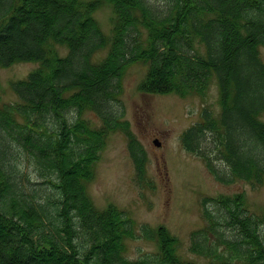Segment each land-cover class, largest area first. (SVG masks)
I'll return each mask as SVG.
<instances>
[{
    "label": "trees",
    "instance_id": "1",
    "mask_svg": "<svg viewBox=\"0 0 264 264\" xmlns=\"http://www.w3.org/2000/svg\"><path fill=\"white\" fill-rule=\"evenodd\" d=\"M104 5L114 10L110 35L94 16ZM261 48L264 0H0V68L38 64L11 83L19 101L0 104V264H197L181 257L166 227L138 228L124 210L97 209L88 185L116 132L127 139L136 179L146 180V152L117 108L128 68L142 64L147 94L204 97L216 78L220 116L204 108L182 147L218 182L262 187ZM18 149L42 178L55 179L57 200L20 178ZM203 205L206 225L192 233L191 254L210 264H264V214L249 210L244 193ZM141 238L158 252L131 259L127 242Z\"/></svg>",
    "mask_w": 264,
    "mask_h": 264
},
{
    "label": "rangeland",
    "instance_id": "2",
    "mask_svg": "<svg viewBox=\"0 0 264 264\" xmlns=\"http://www.w3.org/2000/svg\"><path fill=\"white\" fill-rule=\"evenodd\" d=\"M94 16L103 32L110 35L115 16L113 7L104 5ZM57 49L61 56L68 53L66 48L58 46ZM200 52L204 55L205 48L201 47ZM260 53L264 61V48L260 49ZM106 54L107 51H104L96 59L100 60ZM37 68V63H16L0 68V104L17 103L19 100L11 89V83L25 79ZM146 73L147 67L142 64L130 66L123 80L120 101L117 102V108L124 112V119L129 122L146 152V180L140 183L136 179L127 139L124 133L116 132L108 137L106 148L95 166L93 181L88 185V193L97 209L103 211L115 206L124 210L138 228L142 224L154 229L166 227L180 240L181 257L197 264H210L209 260L189 252L192 233L206 225L203 217L204 201L244 193L249 210L264 214V185L253 188L241 181L231 184L218 182L200 159L182 147L181 135L192 124L201 121L204 108H209L215 117L220 116L219 87L215 77L204 97H181L174 93L153 95L140 91ZM74 116L69 114L71 119ZM84 117L98 124L95 114L86 112ZM155 141L160 145L157 146ZM16 164L20 178L30 188H43L57 200L58 193L52 185L55 179L53 182L42 178L32 159L22 149H18ZM206 204L219 219L221 213L215 202L207 201ZM48 230L55 234L50 226ZM127 247L128 256L135 260L158 252L157 244L144 238L128 241Z\"/></svg>",
    "mask_w": 264,
    "mask_h": 264
},
{
    "label": "water",
    "instance_id": "3",
    "mask_svg": "<svg viewBox=\"0 0 264 264\" xmlns=\"http://www.w3.org/2000/svg\"><path fill=\"white\" fill-rule=\"evenodd\" d=\"M155 144H156L157 146H159V145H160L158 141H155Z\"/></svg>",
    "mask_w": 264,
    "mask_h": 264
}]
</instances>
